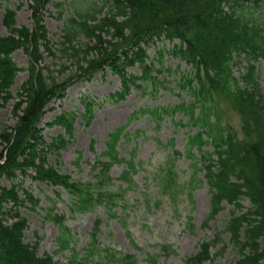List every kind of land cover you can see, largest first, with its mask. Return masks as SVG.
Instances as JSON below:
<instances>
[{
  "label": "trees",
  "instance_id": "16d2710c",
  "mask_svg": "<svg viewBox=\"0 0 264 264\" xmlns=\"http://www.w3.org/2000/svg\"><path fill=\"white\" fill-rule=\"evenodd\" d=\"M99 1L101 5L97 0H84V7L68 17L57 48L44 21L51 0H28L31 25L19 24L17 12L5 8L3 23L7 32L0 35V107L14 97L11 88L17 75L27 70L28 76L19 86L13 104L15 122L0 129V264H61L52 254L40 252L39 241L26 240L28 219L22 207L31 203L29 208L35 209L40 199L23 187V179L15 182L19 175L64 187L72 195L73 211H87L98 202L113 209L122 196L121 190H108L110 169L116 162L126 161L123 177L134 183L137 164L133 158L120 156L117 148L122 135L129 140V134H124L125 126L111 133L108 149L103 152L109 159H98L93 165L98 169L96 182L84 183L62 172L50 160L51 154L59 156L70 143L74 116L64 113L56 118L68 134L59 133L50 141L40 124L52 100L64 97L71 85L91 79L100 71L111 70L119 75L121 89L113 94L117 99L127 97L134 86L147 88L151 81L157 84L158 78L152 72L156 61L163 63L165 48L159 50V60L150 62L148 54V47L157 39L174 41L170 52L194 69L179 79L192 99L183 100L173 110L190 113L186 125H193L196 131L188 139L187 155L193 162L190 178L183 185L177 183L176 161L183 152L174 148L171 161L161 168L156 179L171 197L179 186L190 195L201 183L198 173L204 172L211 190L208 220L223 208L224 201L233 205L225 228L238 255L232 264H264V90L258 68V62L264 60V0ZM80 34L87 37L86 42L80 43ZM18 49L28 55L27 67L14 59L13 53ZM57 52L67 61L44 62ZM242 58L247 60L246 70L237 75L234 65ZM133 67H140L142 73L131 71ZM67 68H71L69 74L63 75ZM163 68L162 64L156 71L160 73ZM226 104L240 115L238 129L222 115ZM142 110L161 116L171 112L166 107ZM207 145H212L213 150L206 149ZM194 147L200 151V159L193 152ZM5 177L12 186L1 184ZM244 197L251 201L246 209L242 204ZM54 207L49 208L47 216L61 224L60 248L68 247L73 234L64 224V215L52 214ZM99 225L100 220L92 233L93 246ZM220 234L203 239L198 251L186 257V264H205L211 258L212 247L221 240ZM164 249L169 250L168 245ZM106 251L107 257L110 253ZM134 258L125 255L122 262ZM132 263L139 264L137 260ZM146 264L164 263L150 256Z\"/></svg>",
  "mask_w": 264,
  "mask_h": 264
},
{
  "label": "rangeland",
  "instance_id": "374dc122",
  "mask_svg": "<svg viewBox=\"0 0 264 264\" xmlns=\"http://www.w3.org/2000/svg\"><path fill=\"white\" fill-rule=\"evenodd\" d=\"M97 4L101 5V2L97 0ZM85 6L88 7L87 3ZM7 7L17 12L19 24L31 25L32 12L28 0H0V35L7 32L3 23ZM47 7L44 21L48 35L57 48L68 17L75 15L77 8L84 7V0H51ZM77 39L80 43L87 41L84 34H80ZM172 44L168 40H156L148 47L149 61L159 60L158 50L169 49ZM164 52L163 63L156 61L155 71L152 72L158 78L157 84L151 81L147 88L134 86L127 97L117 99L113 94L120 90L121 79L118 74L107 70L105 73L98 72L89 80L77 81L67 89L64 97L52 100L47 106L40 126L48 141L59 133L68 134L65 126L55 121L59 115L69 113L74 116L70 143L61 150L59 156L55 153L50 156L51 162L74 180L96 182L98 169L93 165L98 159H109L103 152L108 149L111 133L120 126H125L124 134H129V140L122 135L117 146L120 156L133 158L137 164L132 176L134 183L123 177L126 161L112 165L108 190H121L119 192L122 195L113 209L98 202L87 211H73L72 195L64 187L33 180L30 176L24 179L19 175L15 182L18 184L23 179V187L29 188L40 199L35 209L29 208L31 203L22 207V213L28 219L26 240L39 241L40 252L52 254L61 264H133L135 260L139 264H146L150 256L164 264H186V257L198 251L199 243L203 239H213L217 232L221 233V240L212 247L211 258L205 264H232L238 257L230 232L225 229L233 205L224 201L223 208L208 220L211 190L204 172L198 173L201 183H197L190 195L179 186L173 190L174 195L171 197L170 193L161 189L160 181L156 179L161 168L171 161L174 148L183 152L176 161L179 175L177 183L183 185L190 178L193 162L187 155L188 139L196 131V128L186 125L190 113L184 110H171V113L163 116L142 110L156 107L171 109L183 100L192 99L188 90L179 84L183 75L187 76L193 71L191 65L170 52ZM59 55L60 52L55 56L49 55L44 62L53 64L60 63L59 60L67 61ZM13 57L20 66H28L29 57L22 49L16 50ZM162 64L164 68L158 73L156 68ZM68 65H71L70 62ZM246 65L247 60L240 59V63L234 65V73L240 75L246 70ZM71 67L75 69V66ZM258 68L264 90V60L258 62ZM69 70L67 68L63 75L69 74ZM130 70L142 73L139 67ZM27 76V70L17 75L11 88L14 97L0 107V129L5 124L15 122L13 104L17 90ZM84 100L91 103L90 112L88 102ZM222 115L232 127H240V115L227 104ZM205 148L213 150L212 145ZM193 152L200 159L201 153L196 147ZM1 184L12 186V181L5 177ZM19 190L23 195V189L19 187ZM242 204L246 209L251 206V201L244 197ZM54 205L52 214L64 215V224L73 234L68 247L60 248L61 224L47 216L49 208ZM113 212L116 214L112 215ZM98 220L99 232L93 246L92 233ZM165 245H168L169 250L164 249ZM106 249L110 253L107 257ZM125 255L135 258L130 262H122Z\"/></svg>",
  "mask_w": 264,
  "mask_h": 264
}]
</instances>
